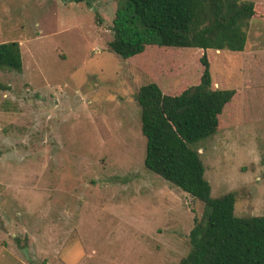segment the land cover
Here are the masks:
<instances>
[{"label": "rangeland", "instance_id": "1", "mask_svg": "<svg viewBox=\"0 0 264 264\" xmlns=\"http://www.w3.org/2000/svg\"><path fill=\"white\" fill-rule=\"evenodd\" d=\"M119 5L0 0V44L18 43L22 59L19 74L0 69V264H179L189 251L203 205L145 170L135 96L150 82L165 94L195 85L202 52L168 48L150 68L121 60L107 48ZM247 35L246 53L205 52L212 89L236 96L195 148L211 198L233 193L235 216L258 217L264 20Z\"/></svg>", "mask_w": 264, "mask_h": 264}, {"label": "trees", "instance_id": "2", "mask_svg": "<svg viewBox=\"0 0 264 264\" xmlns=\"http://www.w3.org/2000/svg\"><path fill=\"white\" fill-rule=\"evenodd\" d=\"M119 1L109 27L111 40L107 48L121 60H140L150 68L169 60L168 48L202 52L198 60L202 70L195 85L176 94H165L150 82L135 96L145 139V170L203 205L188 236L189 251L179 264H264V216H235L233 193L211 198L201 154L195 148L218 133L224 110L236 96L234 90L212 89L211 60L205 52H248L249 22L254 18L264 20V3ZM151 46L164 48L157 49L155 61L145 53ZM0 69L22 72L18 43L0 44Z\"/></svg>", "mask_w": 264, "mask_h": 264}]
</instances>
